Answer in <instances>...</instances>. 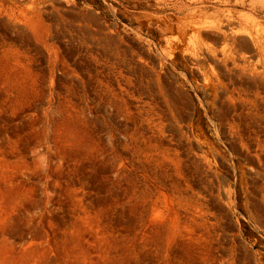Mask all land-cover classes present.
<instances>
[{
    "label": "rangeland",
    "instance_id": "obj_1",
    "mask_svg": "<svg viewBox=\"0 0 264 264\" xmlns=\"http://www.w3.org/2000/svg\"><path fill=\"white\" fill-rule=\"evenodd\" d=\"M0 264H264V0H0Z\"/></svg>",
    "mask_w": 264,
    "mask_h": 264
}]
</instances>
